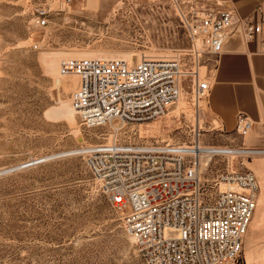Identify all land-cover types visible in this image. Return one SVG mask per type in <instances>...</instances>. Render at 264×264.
Masks as SVG:
<instances>
[{"label": "rangeland", "instance_id": "rangeland-1", "mask_svg": "<svg viewBox=\"0 0 264 264\" xmlns=\"http://www.w3.org/2000/svg\"><path fill=\"white\" fill-rule=\"evenodd\" d=\"M33 5L0 0V264H143L121 226L131 208L114 210L79 151L99 143H188L195 115L186 100V108L148 122L83 128L69 105L78 79L61 76L59 63L183 50L188 41L175 7L169 0H70L39 30ZM259 13L261 6L249 15ZM219 71L207 66L211 92ZM209 97L200 142L239 146L235 131L209 112ZM221 169L252 171L264 202V156L212 161L205 174ZM246 238L236 264H250Z\"/></svg>", "mask_w": 264, "mask_h": 264}, {"label": "built area", "instance_id": "built-area-1", "mask_svg": "<svg viewBox=\"0 0 264 264\" xmlns=\"http://www.w3.org/2000/svg\"><path fill=\"white\" fill-rule=\"evenodd\" d=\"M169 1L185 49L143 52L133 61L69 57L59 63V74L78 79L70 105L86 129L158 119L186 94L197 121L188 143H99L79 152L114 210L131 208L121 226L143 264H236L257 205V178L248 170L205 172L212 161L264 156V148L242 143L252 122L241 113L234 127L239 146L202 145L199 116L211 92L207 66L218 67L233 39L254 42L264 54V20L260 13L241 18L217 0ZM69 2L34 0L36 28H47Z\"/></svg>", "mask_w": 264, "mask_h": 264}, {"label": "crops", "instance_id": "crops-1", "mask_svg": "<svg viewBox=\"0 0 264 264\" xmlns=\"http://www.w3.org/2000/svg\"><path fill=\"white\" fill-rule=\"evenodd\" d=\"M226 1L232 3L226 7L236 8L238 16L249 15L261 6L260 17L264 20V0ZM218 67L219 83L210 92L209 112L218 117L222 128L229 131L234 130L236 114H244L252 122V127L242 143L248 147L264 148V54L257 53L254 42L233 39L225 45ZM263 213L264 202H258L257 197V205L244 236V239L247 237L250 264H264L259 253L264 249V217L258 219Z\"/></svg>", "mask_w": 264, "mask_h": 264}, {"label": "bare ground", "instance_id": "bare-ground-1", "mask_svg": "<svg viewBox=\"0 0 264 264\" xmlns=\"http://www.w3.org/2000/svg\"><path fill=\"white\" fill-rule=\"evenodd\" d=\"M204 70L202 69V72H203ZM69 105H70V102H69ZM186 99H185V94H180V96H179V99H178V101L175 103V106L173 107V106H170L168 109H167V112H165V114L163 115V116H169V114H171V113H176L180 108H182V107H185L186 108ZM188 106V105H187ZM171 107H173V108H171ZM207 106L205 105L204 106V108H206ZM70 108H71V105H70ZM171 108V109H170ZM185 108H183V109H185ZM72 109V108H71ZM73 110V109H72ZM171 116V115H170ZM202 117H203V113H201V115L199 116V119H202ZM154 122V121H153ZM200 122V121H199ZM147 124V123H146ZM112 126V125H111ZM158 126V125H157ZM155 127V126H154ZM151 128V127H150ZM159 128H161V127H159ZM159 130V129H158ZM152 131V130H151ZM201 143V142H200ZM202 144V143H201ZM204 162H203V166H205V161L206 160H203ZM39 164V163H38ZM98 191L100 192V188H99V186H98ZM101 197V196H100Z\"/></svg>", "mask_w": 264, "mask_h": 264}, {"label": "water", "instance_id": "water-1", "mask_svg": "<svg viewBox=\"0 0 264 264\" xmlns=\"http://www.w3.org/2000/svg\"><path fill=\"white\" fill-rule=\"evenodd\" d=\"M25 166H27V165H25ZM25 166L23 165L22 168H24Z\"/></svg>", "mask_w": 264, "mask_h": 264}]
</instances>
